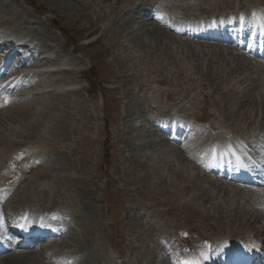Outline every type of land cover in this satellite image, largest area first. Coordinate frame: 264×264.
<instances>
[{"label": "rangeland", "instance_id": "374dc122", "mask_svg": "<svg viewBox=\"0 0 264 264\" xmlns=\"http://www.w3.org/2000/svg\"><path fill=\"white\" fill-rule=\"evenodd\" d=\"M0 5V16L16 13L13 16H21V20L27 22L28 28L39 29L46 43H40L36 39L38 48L45 51L47 56L58 55L55 64L68 70L67 76L60 73L48 78L47 74L35 80L31 79L26 82L30 84V89L47 90L46 85H52V90H57L58 96L59 91L63 90L75 92L65 95V98L64 95L60 96L63 99L62 104L60 103L62 109L59 110L58 125L61 126L56 129L55 142L39 132L33 134V126H28L27 122L25 126L15 122L10 124L3 116L0 117V137L5 134L4 126L15 134L21 133L24 128L26 131L22 132L24 139L16 141L5 158L0 159V190L4 191L2 198H8L5 206L0 207V212L5 211L7 215H12L26 209L24 212L31 210L37 214L51 215L53 220L57 213L64 218L73 217V221L70 219L73 224L70 230L73 233L70 236L73 238L70 239L72 242L67 239L68 244L64 243L63 249L56 236L52 250L55 248L56 251L67 253L59 257L75 252L72 256H78L80 264H172L175 260L171 257L168 259L170 254L166 255L160 246L167 242L164 238L170 239L169 242L174 247L172 249L176 252V264L182 263L180 259L185 257L191 261L195 260V255L201 254L199 257L202 258L205 253L204 248L199 246L200 243L220 246L224 241H229L230 236L236 238L239 246L249 242H258L264 246V191L254 194L249 193L250 187L244 191L234 189L205 175V179L194 181L190 177L199 176V168L179 158H172L173 163L169 170L161 164H158V169L152 168L157 166L158 160H162L159 157L161 148L145 150L137 147L141 142L149 143L150 139L156 140L158 144L162 140L161 144L164 142V145L179 152L182 147L187 146V143L181 147L170 145L167 137L160 136L151 125V115L166 111L168 113L170 109V113L176 116L201 120L204 122L201 127L205 131L207 127L216 128L213 133L194 131L192 134H195L196 140L204 141L205 136V140H224L237 146L238 142H246L247 139L252 143L245 144L244 149L250 150L256 160L264 162V143L261 144V149H257L259 143H254V136L257 134L262 138L260 140H264V133L261 132L264 130L241 124L243 131L238 132L234 127V124L243 123L239 117L241 114H254L250 111L251 106L238 108L234 103L246 99L241 96L255 94L262 91V88H253L256 92L251 88L239 95L224 97L220 92L221 88L230 85L231 81L210 79L208 66L210 63L215 64L214 66L220 68L217 69L218 72L224 70V67L233 68L235 61L231 56L223 60L217 56L223 53L226 57L225 53L230 52L229 48L221 47L222 45L217 47L216 43L201 45L187 37L182 40L174 39L168 29L159 27V23L152 19L147 20V17L156 15L158 11L157 17L162 23L167 21L166 14L170 16V13L193 19L230 17L248 12L252 8L263 7L264 0H0ZM138 16H144L147 20L145 24H136ZM153 27L166 30L169 37L179 43L178 48L171 45L172 49L174 47L173 52H169L171 57H158L151 53L147 56L141 43L132 39L135 35L149 42V38L141 37L142 32ZM18 32L27 34L25 29ZM189 49L194 55H201L200 58L189 54ZM182 51L188 54L181 53ZM211 52L217 55L214 56ZM2 54L0 53V65L8 58H2ZM233 55L237 57L239 53L232 52ZM17 56L18 54L12 55L7 60L8 70L16 65H12L10 60L16 58L19 61L20 57ZM175 57H180L178 62L174 61ZM62 59L65 63L61 64ZM162 60L170 61L169 66L165 67ZM155 63L162 65L156 66ZM181 66L186 68L184 72L186 71L187 77L184 80L174 78V73ZM43 68L38 70L42 73L48 69ZM250 68L252 66L246 71L233 74L231 78L241 79L251 75V79H258ZM70 69H77L76 73H79L74 76ZM163 70L166 72H162ZM133 75L134 79L131 78ZM4 78L6 77H3L5 81ZM21 92H14L13 97L8 100H18V104H29L31 101V106L36 108L37 100L47 96L39 94L32 101V97H21ZM44 100L49 106V100ZM239 109L242 111L238 115ZM255 110V114L259 115L260 109ZM8 113L12 115L11 112ZM2 124L4 125L1 126ZM139 131L145 136L142 140L135 141V135ZM27 132L30 136L25 138ZM34 137L36 139L29 144L28 140ZM256 139L258 140V136ZM178 165H183L185 172L171 173ZM203 193L209 195L204 196ZM75 228L78 238L75 236ZM5 230L4 233L7 231ZM47 246L48 243L44 244V247ZM183 248L193 253L186 254L182 251ZM52 250L45 253L50 260L41 258L37 250L25 253L24 256H0V264H54L59 257L50 256L48 253ZM77 252L80 256L76 255ZM78 262L72 264H79ZM203 264H207V261Z\"/></svg>", "mask_w": 264, "mask_h": 264}, {"label": "bare ground", "instance_id": "6f19581e", "mask_svg": "<svg viewBox=\"0 0 264 264\" xmlns=\"http://www.w3.org/2000/svg\"><path fill=\"white\" fill-rule=\"evenodd\" d=\"M110 1V0H109ZM112 1V0H111ZM114 1V0H113ZM252 1V0H251ZM5 2V1H4ZM9 2V1H8ZM3 3V2H2ZM6 3H7V1H6ZM5 3V4H6ZM107 3V2H106ZM8 4V3H7ZM6 4V5H7ZM113 4V3H112ZM111 4V5H112ZM115 4V3H114ZM261 4V3H260ZM9 5V4H8ZM168 5V4H167ZM1 6V5H0ZM115 6V5H114ZM169 6V5H168ZM172 7V6H171ZM181 7V6H180ZM204 7H205V5H204ZM6 8V7H5ZM112 8V7H111ZM0 9H1V7H0ZM113 9V8H112ZM115 9V8H114ZM11 10V9H10ZM192 10V9H191ZM6 11V10H5ZM4 11V12H5ZM12 11V10H11ZM10 11V12H11ZM108 11V10H107ZM130 11V10H129ZM8 12V11H7ZM13 12V11H12ZM17 12H19V11H17ZM9 13V12H8ZM110 13V12H109ZM168 13V12H167ZM184 13V12H183ZM15 15H16V13H14ZM13 13H10V14H6V15H3L2 14V16H0V28H4V29H6L7 31H9V32H11V33H17L19 30H26V32H27V34L26 35H28L29 36V38L30 39H32V40H38L40 43L42 42L43 44L44 43H46V40L45 39H43V36H42V34H41V32H40V30L39 29H37V28H28L27 27V22H25V21H22L21 20V16H13L14 15ZM22 14V13H21ZM95 14V13H94ZM198 14V13H197ZM129 15V14H128ZM95 16V15H94ZM100 17V16H99ZM139 17V16H138ZM150 20V19H152L153 21H155L156 22V19H154V18H147V20ZM147 20H145V18H144V16H140L139 18H138V20L137 21H135V22H137L136 24H138V23H141V24H145V21H147ZM257 23H259L260 22V24L261 23H263V21H264V18L263 17H257ZM97 21H99V20H97ZM134 21V20H133ZM125 22V21H124ZM130 22V21H129ZM134 22V23H135ZM255 22H256V20H255ZM126 23V22H125ZM2 25H4L3 27H1ZM95 25H96V23H95ZM264 26V25H263ZM6 27V28H5ZM122 27V26H121ZM129 27V26H128ZM135 27V26H134ZM100 28H102V27H100ZM124 28V27H123ZM125 29V28H124ZM162 29V28H161ZM165 29H168V31L169 32H171L173 35H180V33H178L177 32V30L175 29V27H167V28H165ZM164 29V30H165ZM103 30H105L104 28H103ZM126 30V29H125ZM129 30V29H128ZM93 31V30H92ZM127 31V30H126ZM166 31V30H165ZM165 31H162V30H160V29H157V28H155V27H153V28H151V29H148V30H144L143 32H142V36L141 37H145L146 39H150L149 40V42H146L144 39H142V38H138L137 36H135L134 35V38H132L133 40H137L138 41V43L140 42L141 43V46L144 48V50H145V53L147 54V56H148V54L149 53H151V54H156V55H158V57H164V58H167V57H171L172 55H170V53L169 52H173L172 50L174 49V47H177L178 46V42H175L176 40H174L176 37L174 36V39H172L171 37H169V35H168V33L167 32H165ZM128 32V31H127ZM19 33V32H18ZM90 34H91V32H90ZM131 34H133V33H131ZM89 35V34H88ZM125 36V35H124ZM35 38V39H34ZM123 38V37H122ZM177 39V38H176ZM28 43H30V41H28ZM121 44V43H120ZM184 44V43H183ZM198 44V43H197ZM201 44V43H200ZM29 45V44H28ZM125 45V44H124ZM171 45H173L172 47H173V49L171 48ZM181 45V44H180ZM122 46H123V44H122ZM122 46H121V48H122ZM182 46H184V45H182ZM189 46V45H188ZM190 46H191V44H190ZM221 46V45H220ZM45 47V46H44ZM63 47V46H62ZM125 47V46H124ZM130 47V46H129ZM218 47V46H217ZM134 47H132V49H133ZM178 48V47H177ZM75 49V48H74ZM72 50V51H75V50ZM142 49V48H141ZM184 49V48H183ZM185 49H186V47H185ZM187 49H188V47H187ZM191 49V48H190ZM190 49H189V51H190ZM7 50V48H3V47H0V53H3L4 51H6ZM122 50V49H121ZM128 50V49H127ZM208 50V49H207ZM130 51V50H129ZM142 51V50H141ZM177 52L176 53H178V50H176ZM184 51H186V50H184ZM184 51H182L181 53H184V54H188V52L186 53V52H184ZM191 51H193L192 49H191ZM191 51H190V53L189 54H192L193 56H195V57H198V58H200V56L201 55H194L193 53L194 52H192L191 53ZM143 52V51H142ZM202 52V51H201ZM123 53V52H122ZM212 53V52H211ZM16 54H18L16 51H14L13 53H11V55H9V56H7L8 58L6 59V61H4V64L3 65H0V82L3 80V77H6V79H5V85H4V89H6L8 92H10V93H14V92H21V90H24V91H22L21 93H20V96L22 97H28V99H29V97L32 99V101L34 100L33 99V97L34 98H36L35 96H38L39 94H43V96L45 95H47L45 98H43V99H40V100H42V101H40V100H37V105L36 106H38V107H36V108H34V107H32L31 105L33 104H31V101L29 102V104H26V103H24V104H18L17 102H18V100L15 98V100H17V102L15 101V102H9L6 106H3V107H0V117H4V119L6 120V122L7 121H9L10 122V124H12V123H18V124H21V125H23V126H25L24 124L27 122V125L28 126H33L32 128H33V134L34 133H41L42 134V136H45L46 138H48L49 140L51 139L52 141H54V140H56V129L58 128L59 129V127L61 126V124L60 125H58L59 124V118H60V113H59V110L60 109H62V106H60L62 103V101H61V99H63V98H61L60 96H62V95H64V98H65V95H68V94H72V93H75V92H73V91H67V92H65V90H63V91H59L60 92V94H59V96H58V93L56 94V92H57V90H56V92H54V90H52L53 89V86L52 85H46V87H48V88H46L47 90H41V91H36V89H30L31 88V86H30V84H26V82L27 81H29V80H31V79H33V80H35V79H38V78H40L42 75H47L48 74V78H50L51 76H53V75H55V74H60V73H65V76H67L68 75V73L66 74V72H68V70H66L65 68H63V67H60V65L58 64V66H57V64H55V62H56V57L58 56H53V57H50V56H47V54H46V52L45 51H43L42 49H40V48H38V47H36V45H32L31 47L30 46H27V48H26V50L22 53H19L18 54V58H19V61L18 62H16V65L13 67V69H10V70H8V68H7V64H8V59H10V57H12V55H16ZM146 54H144L145 56H146ZM179 54V53H178ZM201 54V53H200ZM225 54H227L226 55V57H225V55L223 54V53H220V54H216L219 58H222V60L223 59H226L227 57H230L231 56V59H233V61H235V64H234V66H233V68H226V67H224L225 69L224 70H221L220 72H218L217 71V66H214L215 64H212V63H210L209 64V69L210 70H208L209 71V75L211 76L210 77V79H217V80H220V82H224L226 79L227 80H230L231 82H230V85H226V86H223L222 88H221V91L220 92H222V94H223V96L225 97L226 96V98H227V96L229 97L230 95H233V94H237V95H239L240 93H244V90H247V89H249V90H251V88H252V90H254L255 91V89H253V88H262V89H260V90H262V91H259V92H256L255 94H250L249 96H247V94H246V96L244 97V96H241V98L243 97V98H246L245 100H243V101H237L236 103H234L235 104V106H237L238 108H239V106L241 107L242 106V108H245L244 106H246V105H248V106H251V112L252 113H254V114H251L250 116H249V113H243V114H241V116H239L240 117V119H241V121H243V123H241L240 121V123L237 121V123H239V124H234V127H235V130L236 131H238V132H242L243 130V128H242V126H240L241 124H243V126L245 125V126H247L248 127V125H251V126H255V128L256 129H258V130H264V64H262V63H257V64H255V63H253L252 64V61L251 60H249V59H245V58H243V57H241L240 56V54H239V56H237V57H234V55L232 56V52H226ZM238 54V53H237ZM35 55V56H34ZM120 55H122V54H120ZM192 55H191V57H192ZM206 55V54H205ZM207 55H209V53H207ZM212 55H214V56H216L215 54H213L212 53ZM212 55H210V56H212ZM150 56H152V55H150ZM119 57H121V56H119ZM141 57H142V55H141ZM154 58H156L155 56H153ZM152 57V58H153ZM181 58H183L182 56H180ZM180 57L178 58V57H175L174 58V61H176L177 60V62H178V60L180 59ZM194 57V58H195ZM58 58V57H57ZM142 59V58H141ZM147 59V58H146ZM149 59V58H148ZM169 59V58H168ZM184 59V58H183ZM59 60V59H58ZM144 60H145V58H144ZM158 60V59H157ZM170 60V59H169ZM172 60V59H171ZM155 61V60H154ZM163 62H162V64H164V66L165 67H167L166 65H168V62H170V61H168V62H166V60L164 61V60H162ZM2 61H0V63H1ZM140 62V61H139ZM139 62H138V64H139ZM145 62H147V60L145 61ZM144 62V63H145ZM151 63H152V59H151V61H150ZM61 63H62V60H61ZM141 63H142V61H141ZM147 63H149V62H147ZM182 63V62H181ZM133 64V63H132ZM135 64V63H134ZM156 64V63H155ZM162 64H156V66L158 65V66H160V65H162ZM171 64V63H170ZM173 64V63H172ZM73 65V64H72ZM127 65V64H126ZM146 65H148V64H146ZM145 65V66H146ZM151 65V64H150ZM150 65H149V68H150ZM175 65V64H174ZM183 65V64H182ZM74 66V65H73ZM125 66V65H124ZM132 66H134V65H132ZM169 66V65H168ZM250 66H252V68H250V69H252V71H253V73L252 74H254L255 73V75H257L256 77H259L258 79H251V75H249L248 77L246 76H244L243 78H237V77H235V78H231V76L233 75V74H236L237 72H239V71H241V70H243V71H246V70H248L249 69V67ZM43 67H47L48 69L47 70H43V72L41 73V71H39V70H37L36 71V69L37 68H43ZM76 67V66H75ZM153 67V66H152ZM155 67V66H154ZM164 67V68H165ZM230 67V66H229ZM232 67V66H231ZM7 68V69H6ZM130 68H132V67H130ZM148 68V67H147ZM185 68V67H184ZM184 68L181 66V67H179V70L177 71L176 70V72L174 73V78L176 77V79H179V80H181V79H185V77H187V73H186V71L184 72ZM259 68H261L260 69V73H259ZM34 69H35V71H34ZM44 69V68H43ZM129 69V68H128ZM133 69V68H132ZM138 69V68H137ZM141 69V68H140ZM167 69V68H166ZM168 69H170V67L168 68ZM172 69V68H171ZM177 69V68H176ZM186 69V68H185ZM220 69V68H219ZM218 69V70H219ZM33 70V71H32ZM78 70H80V69H78ZM122 70H124V69H122ZM121 70V71H122ZM134 70V69H133ZM145 70V69H144ZM143 70V71H144ZM153 70H155L154 68H153ZM157 70V69H156ZM162 69L160 68V70L159 71H161ZM196 70V69H195ZM211 70H213V71H216L217 73H214L213 71H211ZM70 71H71V69H70ZM76 71H77V69H74L73 71H71L72 72V75H76V74H78V73H76ZM125 71V70H124ZM138 71H139V69H138ZM146 71V70H145ZM83 72V71H82ZM129 72H130V70H129ZM134 72V71H133ZM148 72V71H147ZM162 72H164V70L162 71ZM165 72H166V70H165ZM164 72V73H165ZM207 72V71H206ZM81 73V72H80ZM128 73V72H127ZM126 73V74H127ZM135 73V72H134ZM150 73H153V72H150ZM170 73H171V71H170ZM211 73V74H210ZM125 74V73H124ZM148 74V73H147ZM200 74V73H199ZM245 74V73H244ZM62 75H64V74H62ZM62 75H61V77H62ZM128 75V74H127ZM135 75H136V73H135ZM138 75V74H137ZM145 75V73L144 74H142V76H144ZM171 75V74H170ZM208 75V74H207ZM73 76V77H74ZM122 76H123V74H122ZM147 76V75H146ZM159 76V75H158ZM200 76V75H199ZM230 76V77H229ZM134 77V75L131 77V78H133ZM136 77H138V76H136ZM206 77V76H205ZM56 78V77H55ZM127 78V77H126ZM130 78V79H131ZM139 78H141V77H139ZM147 78V77H146ZM145 78V79H146ZM151 78V77H150ZM150 78H149V80H150ZM158 78V77H157ZM173 78V79H174ZM253 78V77H252ZM130 79H128V80H130ZM134 79V78H133ZM152 79V78H151ZM26 80V81H25ZM54 80V79H53ZM122 80V79H121ZM125 80V79H124ZM127 80V79H126ZM156 80V79H155ZM160 80V79H159ZM52 81V80H51ZM56 81V80H55ZM133 81V80H132ZM144 81V80H143ZM146 81V80H145ZM152 81V80H151ZM178 81V80H177ZM23 82H25V83H23ZM61 82V81H60ZM62 82H65L64 80H62ZM67 82V81H66ZM65 82V83H66ZM158 82V81H157ZM163 82H165V81H163ZM176 82V81H175ZM64 83V84H65ZM68 84H69V82H67ZM123 83H125L124 81H123ZM132 83V82H131ZM142 83V82H141ZM170 83V82H169ZM56 84V83H55ZM55 84H53L54 85V87L56 86ZM59 84V83H58ZM63 83H62V85H64ZM70 84H71V82H70ZM144 84V83H143ZM146 84V83H145ZM223 84V83H222ZM62 85H60V86H62ZM72 85H74V84H72ZM136 85H138L139 86V84H136ZM65 86V85H64ZM125 87H127V86H125ZM132 87H135L134 85L132 86ZM56 88V87H55ZM129 88V87H128ZM57 89V88H56ZM64 89V88H63ZM75 89V88H74ZM38 90V89H37ZM59 90H60V88H59ZM129 90V89H128ZM140 90V89H139ZM133 91V90H132ZM135 91V90H134ZM78 92V91H77ZM128 92V91H127ZM124 93V92H123ZM129 93V92H128ZM247 93V92H246ZM18 94V93H17ZM134 94H135V92H134ZM242 95V94H241ZM56 97V98H53V97ZM137 96V95H136ZM13 97V96H12ZM20 97V98H21ZM168 97V96H167ZM223 97V98H224ZM132 98V97H131ZM130 98V99H131ZM223 98H222V100H223ZM242 98V99H243ZM12 99V98H11ZM24 99H26V98H24ZM37 99V98H36ZM46 100V101H48L49 100V103H50V105L48 106L46 103H44L43 102V100ZM128 99V98H127ZM19 100H21V99H19ZM44 100V101H45ZM135 100V99H134ZM241 100V99H240ZM10 101V100H9ZM22 101V100H21ZM36 101V100H35ZM34 101V102H35ZM39 101V102H38ZM226 101V100H225ZM20 102V101H19ZM131 102V101H130ZM228 102H230V101H228ZM0 103H2V101H0ZM61 103V104H60ZM75 103V102H74ZM78 103V102H77ZM136 104V103H135ZM146 104V103H145ZM153 104V103H152ZM240 104V105H239ZM72 105H74V104H72ZM75 105H76V103H75ZM74 105V106H75ZM252 105H254V108H252ZM234 105H233V107H235ZM81 107V106H80ZM85 107V106H84ZM158 108V107H157ZM163 108V107H162ZM238 108H236V109H238ZM241 108V109H242ZM255 108H259L260 109V114L259 115H256L255 114V112H256V110H255ZM136 109H137V107H136ZM156 109V108H155ZM221 109V108H220ZM225 109V108H224ZM64 110V109H63ZM222 110V109H221ZM62 111V110H61ZM150 111V110H149ZM156 111H158V110H156ZM156 111H152V112H156ZM162 111V110H161ZM240 111H242V110H237V114L239 115V112ZM244 111H246V110H244ZM8 112H11L12 113V115L10 116L9 115V113ZM63 112V111H62ZM65 112V111H64ZM63 112V113H64ZM84 112H85V110H84ZM222 112V111H221ZM234 112V111H233ZM62 113V114H63ZM66 116H67V114H66ZM237 116V115H236ZM62 117V116H61ZM183 117H185V116H183ZM239 117H238V119H239ZM233 118V117H232ZM192 119H194V118H192ZM204 119V118H203ZM222 119V118H221ZM226 119V118H225ZM195 121H197V119H194ZM220 120V119H219ZM229 120V119H228ZM205 121V120H204ZM231 123V122H230ZM4 124H2L1 126H3ZM132 127V126H131ZM221 127V126H220ZM229 128V127H228ZM252 128V127H251ZM21 129V128H20ZM23 129V128H22ZM216 128H210L209 130L210 131H212L213 132V130H215ZM234 129V128H233ZM255 129V130H256ZM139 130V129H138ZM25 131V128L22 130V132H24ZM27 131H28V128H27ZM58 131H60V130H58ZM216 131V130H215ZM3 132H5V134H2L1 135V137H0V152H1V154H0V159H3V158H5V156H6V154H8V152L9 151H11L12 150V148L15 146V142L16 141H18L19 142V140L20 139H24V138H22L23 137V135H24V133H17V134H15L14 132H12L11 130H9L7 127H3ZM26 132V131H25ZM144 132H146L145 130H144ZM221 132H222V130H221ZM235 132V131H234ZM261 132H263V131H261ZM28 134L26 135V137L25 138H27V136L29 135L30 136V133L29 132H27ZM180 133H182V131H180ZM32 134V135H33ZM146 134V133H145ZM31 135V136H32ZM28 136V137H29ZM145 135H144V133L143 132H141V131H139L138 133H136V135H135V138L136 139H134L135 141L137 140V139H140V140H142L143 139V137H144ZM36 138L34 137V138H31V139H29L28 141H29V144L30 143H33L32 141H34ZM224 139V138H223ZM147 140H149V139H147ZM205 140V139H204ZM259 140V139H258ZM162 141V140H161ZM161 141L159 142V144L158 143H156V140H151L150 139V142L149 143H146L145 144V141H144V143L143 142H141V144L140 145H138L137 147H142L143 149H147V150H151V148L152 149H155L156 147H160L161 149L159 150L160 151V153H159V157H160V159H162L161 160V162L158 160L157 161V166H152V168H156L157 167V169H158V164H161L162 165V167H164L165 169H167V170H169L170 169V167H171V165H172V158H179V159H181L183 162H193L194 160L192 159H190V158H186L187 156L185 155V152H179V151H177L175 148H171V147H169L168 145H164V142L161 144ZM203 141V140H202ZM224 141V140H223ZM55 142V141H54ZM226 142V141H225ZM233 145V144H232ZM163 147H165L166 149H162ZM154 154V153H153ZM191 156V155H190ZM159 157H157V159L159 158ZM150 158H151V156H150ZM153 158V157H152ZM151 158V159H152ZM156 158V157H155ZM1 161V160H0ZM156 161V160H155ZM154 161V162H155ZM1 163V162H0ZM181 163L182 162H180V165H181ZM186 164V163H185ZM191 164H193V163H191ZM190 164V165H191ZM180 165H178L179 167L177 168V169H173L172 171H171V173H173V174H182V172L185 170V168H184V170L182 169V167H183V165L182 166H180ZM189 165V166H190ZM174 166V165H173ZM188 166V165H187ZM184 167H186V166H184ZM162 169V168H161ZM187 169V168H186ZM196 170V169H195ZM185 172V171H184ZM155 174V173H154ZM201 173H199V176H194V177H190V178H192V179H194V181L195 180H202V179H205V178H203L204 177V175L202 176V175H200ZM205 177H207V176H205ZM202 178V179H201ZM191 179V180H192ZM154 180V179H153ZM155 181V180H154ZM206 181V180H205ZM209 182V181H208ZM207 182V183H208ZM214 182V181H213ZM172 183V182H171ZM205 183V182H204ZM215 183V182H214ZM220 183V182H219ZM222 184V183H221ZM224 184V183H223ZM214 185V187H216L215 186V184H213ZM212 185V186H213ZM226 185V184H225ZM218 186V185H217ZM185 187H187L186 185H185ZM219 187V186H218ZM226 187V186H225ZM188 188V187H187ZM186 188V189H187ZM191 188V187H190ZM207 188V187H206ZM222 188H224L223 186H222ZM184 189V188H183ZM215 189V188H214ZM182 191V190H181ZM186 191V190H185ZM205 191V190H204ZM204 194V196H208L209 194L208 193H203ZM206 194V195H205ZM194 199V198H193ZM8 200V199H7ZM55 205V204H54ZM32 207V206H31ZM46 207H48V206H46ZM25 208V207H24ZM27 208V207H26ZM28 209V208H27ZM30 209H32V208H30ZM45 209V208H44ZM24 210H26V209H24ZM29 210V209H28ZM68 214V213H67ZM66 215V214H65ZM68 216V215H67ZM72 216V215H71ZM76 217V216H75ZM71 220L73 219V217H71L70 218ZM70 219H69V216L68 217H66V218H64V217H61L58 213H57V217H55V219L53 220L54 222H53V225H56V227H55V230H56V232H57V236H58V238H59V242H60V245H61V248H63L64 249V243H66V244H68L67 243V239H73L72 237L70 238V236L73 234V233H70V230L73 228V224L70 222ZM73 221V220H72ZM74 221H76L75 219H74ZM57 222V223H56ZM74 223V222H73ZM76 224V223H75ZM7 228V222H5L4 220H3V222H2V225H1V229L2 230H5ZM7 230V229H6ZM5 230V231H6ZM74 231H76V233L75 234H77V235H75L76 237L78 236V233H77V229L75 228L74 229ZM151 231V230H150ZM230 236V235H229ZM79 237V236H78ZM77 237V238H78ZM231 237V236H230ZM52 240H54V238L52 239ZM71 241V240H70ZM70 241H69V243H70ZM76 241V240H75ZM72 242V241H71ZM73 242H74V240H73ZM46 243H48V246L47 247H43L42 248V250L41 249H39V251H38V253H41V252H43V258L45 259V260H47V259H49L48 258V256L45 254V253H47L48 252V250H52V247H53V244H54V241H51V239H49V240H47V242ZM53 243V244H52ZM214 244V243H213ZM187 246V245H186ZM57 248V247H56ZM66 248H67V246H66ZM191 249V248H190ZM40 250H41V252H40ZM61 250V249H60ZM165 253L166 254H170V256H168V257H173L174 256V254L172 253V252H170V251H165ZM50 256H54V257H59V256H62V255H64V254H66V253H64V252H59V251H56L55 250V248H54V250H52V252H49L48 253ZM72 254H75V252L74 253H72ZM76 255H79L80 256V254H78V252L76 253ZM163 256H164V254H163ZM167 258V257H166ZM57 259V258H56ZM50 260V259H49ZM51 262V261H50ZM73 262H78V261H76V259H72L71 260V263H73ZM54 264H58L57 262H53ZM79 264H80V262H78Z\"/></svg>", "mask_w": 264, "mask_h": 264}, {"label": "snow or ice", "instance_id": "6c2138e0", "mask_svg": "<svg viewBox=\"0 0 264 264\" xmlns=\"http://www.w3.org/2000/svg\"><path fill=\"white\" fill-rule=\"evenodd\" d=\"M0 101H2V103H0V107L6 106L10 102L7 97H0ZM19 158L22 159V157Z\"/></svg>", "mask_w": 264, "mask_h": 264}]
</instances>
